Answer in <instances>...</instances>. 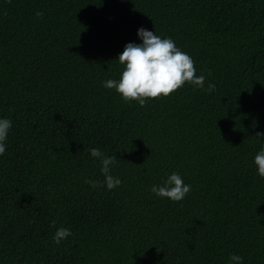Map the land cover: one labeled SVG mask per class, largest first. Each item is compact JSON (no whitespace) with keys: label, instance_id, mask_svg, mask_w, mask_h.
Listing matches in <instances>:
<instances>
[{"label":"trees","instance_id":"16d2710c","mask_svg":"<svg viewBox=\"0 0 264 264\" xmlns=\"http://www.w3.org/2000/svg\"><path fill=\"white\" fill-rule=\"evenodd\" d=\"M139 27L204 88L144 106L104 88ZM0 117V264H264V0H0ZM92 147L117 158L118 187L85 183L103 181ZM173 171L191 185L179 202L150 192Z\"/></svg>","mask_w":264,"mask_h":264},{"label":"clouds","instance_id":"9594fccd","mask_svg":"<svg viewBox=\"0 0 264 264\" xmlns=\"http://www.w3.org/2000/svg\"><path fill=\"white\" fill-rule=\"evenodd\" d=\"M37 17L42 13L37 11ZM139 43L128 42L124 45L115 61L121 65L118 79L109 78L102 81L106 89L114 90L124 102L135 101L139 106H144L147 100L167 97L185 83L197 88H204L205 75H196L192 58L175 44L170 37H161L154 30L139 27L136 31ZM215 85L207 84L206 91L214 90ZM12 121L7 117H0V156L6 149V139ZM258 139L264 137V131H256ZM252 159L255 175L264 178V140ZM89 156L99 163V171L103 181L86 179L90 187L101 185L105 190H111L121 184L118 176L111 174V169L117 158L114 155H105L99 148L89 149ZM191 185L184 183L178 172L166 174L162 183L150 186V192L159 198H166L170 202H179L190 191ZM71 231L67 227H57L52 236L54 244L70 237ZM227 264H243V257L238 253H230Z\"/></svg>","mask_w":264,"mask_h":264}]
</instances>
